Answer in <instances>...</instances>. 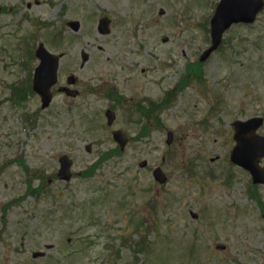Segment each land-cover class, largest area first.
Masks as SVG:
<instances>
[{
    "label": "rangeland",
    "instance_id": "obj_1",
    "mask_svg": "<svg viewBox=\"0 0 264 264\" xmlns=\"http://www.w3.org/2000/svg\"><path fill=\"white\" fill-rule=\"evenodd\" d=\"M217 2L0 0V165L6 158L22 156L31 169L49 176L66 153L78 173L69 182L50 186L60 194L57 200L28 196L6 213L0 209V264H264V213L247 194L252 184L249 174L228 161L234 145L233 121L264 117V10L253 24L234 25L225 33L221 49L202 67L204 81L191 78L189 88L176 91L172 108L162 116L163 129L154 128L143 142L131 143L92 177L79 174L115 146L110 130L104 129L108 102L86 89L104 80L118 84L133 100L159 98L180 81L187 60H196L210 45L205 27L206 21L210 26ZM106 12L122 18L107 37L97 31L98 18ZM72 19L82 23L78 34L65 25ZM62 26L67 37L58 45L53 36ZM31 35L51 51L65 53L59 84L74 73L79 97L58 93L46 110L35 95L24 108L7 100L11 95L7 85L26 76L16 59L17 43ZM138 35L141 44L135 41ZM83 49L90 59L81 67ZM216 95L222 102L214 112ZM125 109L120 108L111 129L135 135L138 128L124 116ZM24 112L38 113L34 127L24 122ZM167 131L174 135L171 145L166 144ZM187 156L205 179L179 169ZM144 160L148 165L142 168L139 163ZM156 166L169 177L163 188L152 176ZM211 170L213 179L206 175ZM26 189L24 168L18 163L8 166L0 174V208L22 198ZM256 190L264 199V186ZM153 193L168 197L169 208L159 223L147 221L153 231L142 225L133 232L135 242L150 233L146 250L137 253L138 247L132 243L127 247L123 239L146 215L145 202ZM136 208L138 212L133 211ZM217 244L225 249H217ZM35 251L45 255L33 258ZM150 251L154 252L149 258Z\"/></svg>",
    "mask_w": 264,
    "mask_h": 264
},
{
    "label": "water",
    "instance_id": "obj_2",
    "mask_svg": "<svg viewBox=\"0 0 264 264\" xmlns=\"http://www.w3.org/2000/svg\"><path fill=\"white\" fill-rule=\"evenodd\" d=\"M261 8V4L256 0H222L217 8V12L212 20L213 26V47L204 55L206 56L217 46L221 35L226 28L233 22L251 21L254 14ZM38 55L41 57V65L35 72V89L43 97V106L46 107L51 100L50 87L56 82V70L58 57L49 53L43 44L38 49ZM207 55V56H208ZM259 119H251L246 122H237L235 138L238 140V145L234 149L233 158L252 170H257L261 175L260 179L264 178V169L259 168L258 161L264 156V138H259L255 134L256 128L259 126ZM123 144L126 139L124 136L121 140ZM172 140V134H169L168 143ZM249 160L251 164L247 163ZM71 163L64 162L62 175L66 178L70 176L69 165ZM161 181L163 178H159Z\"/></svg>",
    "mask_w": 264,
    "mask_h": 264
}]
</instances>
